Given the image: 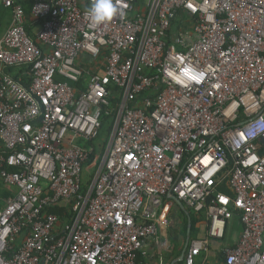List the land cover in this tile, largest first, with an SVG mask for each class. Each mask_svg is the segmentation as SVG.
<instances>
[{
  "label": "built area",
  "instance_id": "1",
  "mask_svg": "<svg viewBox=\"0 0 264 264\" xmlns=\"http://www.w3.org/2000/svg\"><path fill=\"white\" fill-rule=\"evenodd\" d=\"M92 3L0 0L13 14L0 38V180L17 190L0 199V264H148L168 197L208 220L184 264L236 216L224 264H264V135H246L264 118V0H113L120 15L104 25ZM22 66L29 87L6 72ZM66 205L65 224L47 211Z\"/></svg>",
  "mask_w": 264,
  "mask_h": 264
},
{
  "label": "crops",
  "instance_id": "2",
  "mask_svg": "<svg viewBox=\"0 0 264 264\" xmlns=\"http://www.w3.org/2000/svg\"><path fill=\"white\" fill-rule=\"evenodd\" d=\"M26 16L28 30L34 35L39 26L34 23L31 16V5L26 6ZM12 21L11 10L0 7V38L9 30ZM10 191L12 194L17 192L15 188L0 182V193ZM0 199L1 207H4L9 198L0 196ZM179 202L172 197L165 199L163 207L158 212V236L146 239L140 253L139 258L144 263L184 264L182 258L191 242L207 236L208 220L205 215H197L189 206L184 203L181 205ZM229 231L233 239L227 242ZM242 233L243 225L239 219H234L229 225L227 238L224 241L212 240L209 252L198 259V264H224V250L234 248Z\"/></svg>",
  "mask_w": 264,
  "mask_h": 264
},
{
  "label": "clouds",
  "instance_id": "3",
  "mask_svg": "<svg viewBox=\"0 0 264 264\" xmlns=\"http://www.w3.org/2000/svg\"><path fill=\"white\" fill-rule=\"evenodd\" d=\"M92 23L104 25L120 15V10L114 5L113 0H94V3L86 10ZM249 139L264 135V118L253 122L246 132Z\"/></svg>",
  "mask_w": 264,
  "mask_h": 264
},
{
  "label": "trees",
  "instance_id": "4",
  "mask_svg": "<svg viewBox=\"0 0 264 264\" xmlns=\"http://www.w3.org/2000/svg\"><path fill=\"white\" fill-rule=\"evenodd\" d=\"M29 33H30V31H29ZM6 72H7L8 75L12 76L14 79H16L18 82H20L25 87H29L31 85L32 77H31V67L30 66H22V67L10 68ZM110 123H111V119H108L105 122V126H104V129H103V139H104V141H105V138H106V136L108 134V127H109ZM0 182L2 183L1 180H0ZM222 191L225 192L229 196H233L232 192L227 188L226 185H223ZM12 195L13 194H12L11 191H10V193L9 192L0 193L1 197L7 198V199L10 198ZM47 211L49 213L58 215L60 217V220H61L62 224H65L66 222H70L71 220L74 219V216L71 213L70 205L57 206L55 208H50ZM235 219H238V217L236 216ZM235 228H237V227H235ZM140 257H141V255H140Z\"/></svg>",
  "mask_w": 264,
  "mask_h": 264
},
{
  "label": "rangeland",
  "instance_id": "5",
  "mask_svg": "<svg viewBox=\"0 0 264 264\" xmlns=\"http://www.w3.org/2000/svg\"><path fill=\"white\" fill-rule=\"evenodd\" d=\"M99 142H102V141H99ZM229 232H230V231H229ZM233 234H234V232H233ZM235 237H236V236H235ZM231 239H233V237H232L231 232H230L229 237L227 238V242L230 241Z\"/></svg>",
  "mask_w": 264,
  "mask_h": 264
},
{
  "label": "water",
  "instance_id": "6",
  "mask_svg": "<svg viewBox=\"0 0 264 264\" xmlns=\"http://www.w3.org/2000/svg\"><path fill=\"white\" fill-rule=\"evenodd\" d=\"M181 205H183V203L179 202ZM184 259V257L182 258V260Z\"/></svg>",
  "mask_w": 264,
  "mask_h": 264
}]
</instances>
